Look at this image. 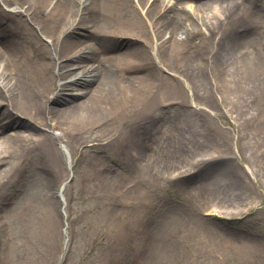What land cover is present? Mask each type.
Listing matches in <instances>:
<instances>
[{
  "label": "bare ground",
  "instance_id": "1",
  "mask_svg": "<svg viewBox=\"0 0 264 264\" xmlns=\"http://www.w3.org/2000/svg\"><path fill=\"white\" fill-rule=\"evenodd\" d=\"M258 2L0 0V207L11 203L6 190L22 175L42 180L33 191L36 203L44 204L48 212L62 206L53 186L66 174L59 142L73 148L76 162L88 154L86 149L92 148V173L105 175L110 182L113 176L123 173L116 166L125 171L127 178L135 179L150 171L158 160L157 153L187 152L184 145L179 149L175 142L172 145L162 138L164 143L158 150L144 140L140 151L130 155L132 168L117 159L110 166L94 151L101 135L88 132L110 129L118 123L122 109L135 112L149 105L151 97L158 100L157 108L165 105L172 94L178 93L174 86L180 87L179 78L167 72L171 67L186 66L206 57V65L218 70L214 73L220 81L235 80L236 73L229 76L222 70L226 64L223 56L231 54L232 48L240 49L242 55L235 61L244 69L238 72L239 78H247L250 70L262 68V58L249 70L247 63H242L253 46L247 35L249 21L264 17ZM191 95L195 98L196 92ZM10 129L13 132L6 133ZM51 129H57L59 134ZM177 136L184 138L180 130ZM206 145L209 144L193 142L196 149ZM141 162L144 166L137 169L135 166ZM224 169L218 174L244 183L232 164ZM128 188L129 185L117 186L120 190ZM203 192L185 193L190 203L186 210L193 215L207 208L212 214L228 218L245 210L205 204ZM196 217L198 222L199 215ZM186 222L187 215L182 216L179 210L172 213L167 228L181 231L178 239L184 241L193 239L188 236L196 233L197 226L203 232L210 231L204 230L208 228L202 220L183 230ZM213 238L209 243L220 249L234 247L243 259H248L245 264H264V240L256 239V244L243 240L235 245L228 239ZM204 241L193 239L191 243L203 247ZM4 252H0L3 257Z\"/></svg>",
  "mask_w": 264,
  "mask_h": 264
},
{
  "label": "rangeland",
  "instance_id": "2",
  "mask_svg": "<svg viewBox=\"0 0 264 264\" xmlns=\"http://www.w3.org/2000/svg\"><path fill=\"white\" fill-rule=\"evenodd\" d=\"M185 6L190 9L187 2ZM257 6L264 9V0ZM249 25L247 35L253 46L242 61L247 70L260 58L264 60V17L250 19ZM230 49L231 54L224 53L222 70L229 76L236 73L235 80L220 81L214 73L218 70L206 65V57L171 67L167 72L179 78L180 87L174 86L178 93L165 105L157 108L158 100L151 97L149 105L135 112L122 109L118 123L110 129L88 132L101 135L94 151L110 166L117 159L132 168L130 155L140 151L144 140L156 150L163 139L172 145L175 142L179 149L185 146L187 152L157 153L158 160L150 171L135 179L127 178L116 166L123 173L110 182L105 175L92 173V148L76 162L73 148L59 142L66 174L53 186L62 206L49 212L44 204L35 202L33 191L42 180L24 175L13 180L6 190L11 203L0 207V252L6 253L4 257L0 253V264H245L248 259L234 247L220 249L209 243L213 237L235 245L243 240L252 244L256 239L264 240V66L250 70L247 78H239L238 72L244 69L235 61L242 55L240 49ZM178 130L183 139L177 136ZM51 131L59 134L57 129ZM11 132L13 129L6 131ZM194 140L209 145L196 149ZM229 164L244 183L218 174ZM140 166L144 163L135 167ZM118 185L129 188L120 190ZM187 191H204L201 197L208 205L245 210L228 218L207 208L193 215L186 210L190 205ZM222 199L226 203L221 204ZM179 210L189 222L183 230L202 220L208 228L204 230L211 231L203 232L197 226L196 233L188 236L205 239L203 247L191 243L193 239H178L181 231L167 228L170 216Z\"/></svg>",
  "mask_w": 264,
  "mask_h": 264
}]
</instances>
